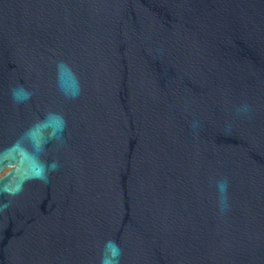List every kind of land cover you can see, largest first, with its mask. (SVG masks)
<instances>
[{"label": "water", "instance_id": "95a60500", "mask_svg": "<svg viewBox=\"0 0 264 264\" xmlns=\"http://www.w3.org/2000/svg\"><path fill=\"white\" fill-rule=\"evenodd\" d=\"M109 260L264 264V0H0V264Z\"/></svg>", "mask_w": 264, "mask_h": 264}, {"label": "clouds", "instance_id": "9594fccd", "mask_svg": "<svg viewBox=\"0 0 264 264\" xmlns=\"http://www.w3.org/2000/svg\"><path fill=\"white\" fill-rule=\"evenodd\" d=\"M219 187H220L221 192H225L226 191V183H221L219 185ZM111 245H112V250H113L114 255H118L119 254L118 247L115 245L114 242H111ZM106 264H111V261L110 260L107 261Z\"/></svg>", "mask_w": 264, "mask_h": 264}, {"label": "flooded vegetation", "instance_id": "af4514ba", "mask_svg": "<svg viewBox=\"0 0 264 264\" xmlns=\"http://www.w3.org/2000/svg\"><path fill=\"white\" fill-rule=\"evenodd\" d=\"M7 169H8V168H7ZM7 169H5V171H6ZM5 171H4V172H5ZM4 172H3V173H4ZM3 173H1V174H3Z\"/></svg>", "mask_w": 264, "mask_h": 264}, {"label": "rangeland", "instance_id": "374dc122", "mask_svg": "<svg viewBox=\"0 0 264 264\" xmlns=\"http://www.w3.org/2000/svg\"><path fill=\"white\" fill-rule=\"evenodd\" d=\"M4 171H5V170H4ZM4 171H3V172H4ZM3 172H2V173H3Z\"/></svg>", "mask_w": 264, "mask_h": 264}]
</instances>
